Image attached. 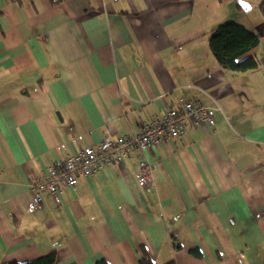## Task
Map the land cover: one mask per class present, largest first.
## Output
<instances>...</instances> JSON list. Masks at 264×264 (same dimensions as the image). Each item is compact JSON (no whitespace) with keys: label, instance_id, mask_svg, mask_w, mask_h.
Segmentation results:
<instances>
[{"label":"crops","instance_id":"0c3cea01","mask_svg":"<svg viewBox=\"0 0 264 264\" xmlns=\"http://www.w3.org/2000/svg\"><path fill=\"white\" fill-rule=\"evenodd\" d=\"M251 10L248 0H0V264L51 252L60 264H140L143 251L155 264H264V15L248 21ZM226 21L260 36L240 59L256 58V70L218 64L210 32ZM182 97L208 107L215 128L134 150L28 210L30 185L65 153L138 134ZM143 158L149 188L135 181Z\"/></svg>","mask_w":264,"mask_h":264},{"label":"built area","instance_id":"2783aa9c","mask_svg":"<svg viewBox=\"0 0 264 264\" xmlns=\"http://www.w3.org/2000/svg\"><path fill=\"white\" fill-rule=\"evenodd\" d=\"M200 124L215 128L211 110L199 100L182 97L180 107L171 108L162 117L144 123L138 134L116 140L104 139L98 145H88L74 155L65 153L58 165L50 167L41 180L30 185L32 199L28 210L33 212L39 208L45 194L58 203L62 187L75 189L79 176L92 178L100 170L120 164L132 151L144 153L161 142L183 136L190 127ZM58 150L64 151L65 145H60ZM135 181L142 188L154 185V169L144 158L135 173Z\"/></svg>","mask_w":264,"mask_h":264},{"label":"trees","instance_id":"16d2710c","mask_svg":"<svg viewBox=\"0 0 264 264\" xmlns=\"http://www.w3.org/2000/svg\"><path fill=\"white\" fill-rule=\"evenodd\" d=\"M262 14L264 15V1L259 6ZM261 38L259 35L249 31L244 26L234 22L226 21L210 32L209 46L216 58L218 64L227 70L237 72H248L256 70L259 67V61L254 57H246L250 51L257 48L260 44ZM176 249H180V245L174 242ZM194 254L199 255L197 251ZM140 264H155L147 252L143 251L142 256L139 257ZM5 264H60L57 260L55 252L43 255L35 260L18 263L9 262ZM97 264H107L101 260ZM174 264V263H170Z\"/></svg>","mask_w":264,"mask_h":264},{"label":"rangeland","instance_id":"374dc122","mask_svg":"<svg viewBox=\"0 0 264 264\" xmlns=\"http://www.w3.org/2000/svg\"><path fill=\"white\" fill-rule=\"evenodd\" d=\"M241 1V0H239ZM252 6H253V10L247 12V19L248 21H253L254 18H256L258 16V14L261 12V10L259 9V0H248ZM239 3V2H238ZM260 11V12H259Z\"/></svg>","mask_w":264,"mask_h":264},{"label":"water","instance_id":"95a60500","mask_svg":"<svg viewBox=\"0 0 264 264\" xmlns=\"http://www.w3.org/2000/svg\"><path fill=\"white\" fill-rule=\"evenodd\" d=\"M239 4H240V6H241L242 8H245V7L249 8V6H248V5H246V4H245V3H243V2H240Z\"/></svg>","mask_w":264,"mask_h":264}]
</instances>
